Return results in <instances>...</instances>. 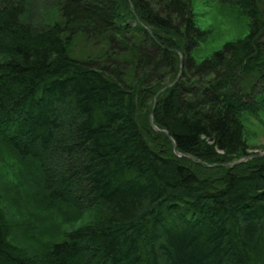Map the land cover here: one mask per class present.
<instances>
[{
    "label": "trees",
    "instance_id": "trees-1",
    "mask_svg": "<svg viewBox=\"0 0 264 264\" xmlns=\"http://www.w3.org/2000/svg\"><path fill=\"white\" fill-rule=\"evenodd\" d=\"M33 1L0 0V135L57 203L109 214L40 260L0 216V264H264V156L238 163L239 115L264 93V0H237L249 33L201 62L192 0H53L56 19L30 22Z\"/></svg>",
    "mask_w": 264,
    "mask_h": 264
},
{
    "label": "rangeland",
    "instance_id": "rangeland-1",
    "mask_svg": "<svg viewBox=\"0 0 264 264\" xmlns=\"http://www.w3.org/2000/svg\"><path fill=\"white\" fill-rule=\"evenodd\" d=\"M55 7L53 0H34L28 8L27 21L40 22L43 18L46 22L48 17L53 21L57 16ZM192 7L196 25L205 32L204 39L192 52L196 62L211 58L226 43L249 33L250 20L237 5V0H192ZM132 26H135L134 22ZM84 44V40H78L74 52L85 53ZM89 49L91 47L88 52ZM1 58L4 56L0 53ZM149 93L145 90L141 94L143 102L140 110L143 114L148 113L146 105L150 104L152 97L154 102L157 99L156 95ZM258 103L255 111H244L239 115L250 150L238 163L252 160L256 155L264 156V93ZM148 116L149 122L145 115V126L149 125L151 131L158 132L153 111ZM151 143L161 145L157 139ZM39 166L32 157L16 153L0 135V216L4 237L29 260L42 259L51 245L64 238L67 232L102 221L109 214V210L100 203L85 209L57 203L62 200L49 194L42 182L39 183L41 177L38 174L43 175ZM46 191L49 198L45 195Z\"/></svg>",
    "mask_w": 264,
    "mask_h": 264
},
{
    "label": "water",
    "instance_id": "water-1",
    "mask_svg": "<svg viewBox=\"0 0 264 264\" xmlns=\"http://www.w3.org/2000/svg\"><path fill=\"white\" fill-rule=\"evenodd\" d=\"M153 125L155 126V124L153 123ZM155 128L158 130V131H160L161 129H159L157 126H155ZM162 131V130H161ZM178 155H182V154H180L179 152H176Z\"/></svg>",
    "mask_w": 264,
    "mask_h": 264
}]
</instances>
